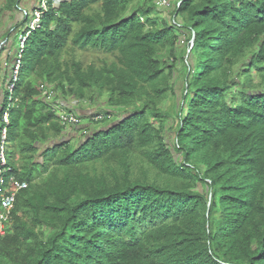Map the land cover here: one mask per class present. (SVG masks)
<instances>
[{"label":"trees","instance_id":"16d2710c","mask_svg":"<svg viewBox=\"0 0 264 264\" xmlns=\"http://www.w3.org/2000/svg\"><path fill=\"white\" fill-rule=\"evenodd\" d=\"M165 1L48 0L12 92L26 187L0 264H264V0ZM41 85L103 105L68 136Z\"/></svg>","mask_w":264,"mask_h":264},{"label":"built area","instance_id":"2783aa9c","mask_svg":"<svg viewBox=\"0 0 264 264\" xmlns=\"http://www.w3.org/2000/svg\"><path fill=\"white\" fill-rule=\"evenodd\" d=\"M162 2H166L162 0ZM48 9V0H38L37 5L31 10V19L28 21V28L25 34L19 39V45L14 54L12 65L10 67V76L5 90L8 93V100L3 106L0 114V235H4L10 227L11 211L19 191L26 187V182L19 180L14 173V168L11 164L10 154L8 149V126L10 123L9 113L12 106V92L19 79V71L22 66V54L24 43L28 35L39 27L40 21ZM0 44V49L2 48ZM42 95L49 100L55 96V91L51 86H40ZM82 103H86L82 101ZM60 124L66 129H76L81 123L82 119L73 112L58 111L57 112ZM103 116L97 114L93 120H102Z\"/></svg>","mask_w":264,"mask_h":264},{"label":"crops","instance_id":"0c3cea01","mask_svg":"<svg viewBox=\"0 0 264 264\" xmlns=\"http://www.w3.org/2000/svg\"><path fill=\"white\" fill-rule=\"evenodd\" d=\"M38 2V1H37ZM36 3L31 4L30 8H33L37 5ZM26 0H21L19 3V7L12 11L4 10L7 12L8 16L4 18L2 22H0V44H2V48L0 49V114L3 106V91L5 90L6 84L8 83V79L10 76V67L12 65V61L14 58V54L16 52L11 49V40L15 39L17 35L22 34L23 28H15V25L19 23L26 12H20V7H26ZM23 11V9H21ZM1 12V11H0ZM23 13V14H22ZM3 16L0 15V18ZM18 21V22H17ZM47 100V99H46ZM48 105L57 113L58 111H67L77 113L80 115L81 119H88L90 115L95 113L100 107H102L103 102L98 100L95 105L87 104L79 102L72 97H68L67 99H62L61 97H53L46 101ZM77 129V128H76ZM74 129L67 130L68 136L76 135V131Z\"/></svg>","mask_w":264,"mask_h":264},{"label":"rangeland","instance_id":"374dc122","mask_svg":"<svg viewBox=\"0 0 264 264\" xmlns=\"http://www.w3.org/2000/svg\"><path fill=\"white\" fill-rule=\"evenodd\" d=\"M38 0H26V3H27V5H26V7H23V6H21L20 8L21 9H23V11H21V9H20V12H26L25 14H27L28 16H29V19H28V21L31 19V10L33 9V8H30L29 6H31V4H33V3H36ZM2 2H3V0H0V15L2 14V11L3 10H1V5H2ZM169 3H168V1L167 2H160V4H158L160 7H169V5H168ZM23 14V13H22ZM8 16V14H7V12H5V11H3V16L0 18V22H2L3 20H4V18L5 17H7ZM18 22V21H17ZM28 23V22H27ZM25 26V28L24 29H27L28 28V25H24ZM17 28V27H16ZM23 34V33H22ZM22 34H20V35H17L16 36V38L15 39H12L11 40V49L13 50V51H15L17 48H18V45H19V39L22 37ZM180 45L181 46H184L185 45V43H183V42H180ZM177 73V72H176ZM175 73V74H176ZM3 93H4V96H3V99L5 100V103H7V100H8V98H7V92H6V90H4L3 91ZM100 99V101L102 100V97L101 98H99ZM103 101V100H102ZM84 123H87V120L86 119H84V120H82V123H81V125L82 124H84ZM172 132H170L169 130H167V132H166V138H167V141L169 140L170 141V139L172 138ZM77 142V140H74V143H76ZM9 146V145H8ZM8 149H9V154H10V160H11V162H14V160L17 158V151L15 150V149H11V147H8Z\"/></svg>","mask_w":264,"mask_h":264},{"label":"water","instance_id":"95a60500","mask_svg":"<svg viewBox=\"0 0 264 264\" xmlns=\"http://www.w3.org/2000/svg\"><path fill=\"white\" fill-rule=\"evenodd\" d=\"M193 40H194V39L192 38V42H193Z\"/></svg>","mask_w":264,"mask_h":264}]
</instances>
